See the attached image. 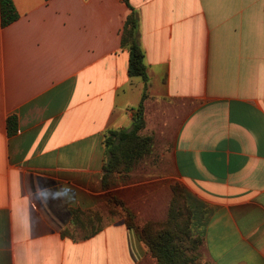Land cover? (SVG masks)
<instances>
[{
    "label": "crops",
    "instance_id": "0c3cea01",
    "mask_svg": "<svg viewBox=\"0 0 264 264\" xmlns=\"http://www.w3.org/2000/svg\"><path fill=\"white\" fill-rule=\"evenodd\" d=\"M12 2L6 27L0 3V264H158L139 234L167 219L176 187L206 263L264 264V0H129L154 148L108 189L105 135L133 129L145 89L122 45L132 10ZM112 203L125 217L104 216Z\"/></svg>",
    "mask_w": 264,
    "mask_h": 264
},
{
    "label": "trees",
    "instance_id": "16d2710c",
    "mask_svg": "<svg viewBox=\"0 0 264 264\" xmlns=\"http://www.w3.org/2000/svg\"><path fill=\"white\" fill-rule=\"evenodd\" d=\"M124 2L130 7L129 0H124ZM0 3L3 26L6 27L16 22L19 15L12 0H0ZM122 45L130 52L129 76L141 78L145 89L142 103L137 110L133 129L131 131L111 130L105 135L104 144L108 155L103 167V185L105 189L113 184L114 174L129 173L142 160L150 156L154 148L152 137L141 136V132L145 128L143 102L146 98L145 91L147 90L149 78L145 64V53L139 43V21L133 10L124 26ZM8 131L10 135L17 133L18 118L16 116L9 118ZM174 194L179 196L174 197L172 201L167 223H150L140 231L139 236L158 264H194L197 258L195 252L204 243L203 237L194 236L192 215L184 201V197L175 189ZM112 200L125 209L122 202L113 197ZM184 210H186L185 213H183ZM126 214L131 221V213L126 211ZM129 226L132 227L131 224Z\"/></svg>",
    "mask_w": 264,
    "mask_h": 264
},
{
    "label": "rangeland",
    "instance_id": "374dc122",
    "mask_svg": "<svg viewBox=\"0 0 264 264\" xmlns=\"http://www.w3.org/2000/svg\"><path fill=\"white\" fill-rule=\"evenodd\" d=\"M137 167V166H136ZM175 191H178V188L176 187L175 188ZM177 196H179L178 194H173L172 195V201H173V199H174V197H177ZM172 201H171V204H172ZM183 205L185 206V204L183 203ZM183 206V207H184ZM170 207H171V205H170ZM114 208V209H113ZM110 209H112V210H114V212H110ZM103 210H105V211H103V213H104V216H107V215H109V213L110 214H112V216L111 217H113V216H121V217H125V211L123 210V209H121L119 206H116L114 203H112V204H110V205H107V207H106V209L105 208H103ZM190 211V213H191V215H192V212H191V210H189ZM186 212V210H184V212L183 213H185ZM169 213H170V209H169V212H168V217H167V219L165 220V221H161V222H159V221H155L154 223H158V224H165V223H167V221H168V219H169ZM96 214H98V215H100L101 213L100 212H98V211H96ZM192 222H193V220H192ZM192 230H193V232H194V236H202V234H201V231H199L198 229H194V227H193V225H192ZM204 244V243H203ZM203 244H201V246L198 248V250H197V252H195V253H197V258H196V261L194 262V264H209V263H206L205 261H204V257H203V255L201 254V249H202V247H203Z\"/></svg>",
    "mask_w": 264,
    "mask_h": 264
}]
</instances>
